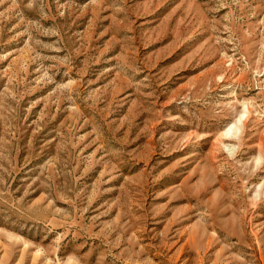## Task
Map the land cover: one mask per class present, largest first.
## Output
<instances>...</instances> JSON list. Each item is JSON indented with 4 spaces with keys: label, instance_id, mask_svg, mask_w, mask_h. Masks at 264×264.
<instances>
[{
    "label": "rangeland",
    "instance_id": "rangeland-1",
    "mask_svg": "<svg viewBox=\"0 0 264 264\" xmlns=\"http://www.w3.org/2000/svg\"><path fill=\"white\" fill-rule=\"evenodd\" d=\"M0 264H264V0H0Z\"/></svg>",
    "mask_w": 264,
    "mask_h": 264
}]
</instances>
